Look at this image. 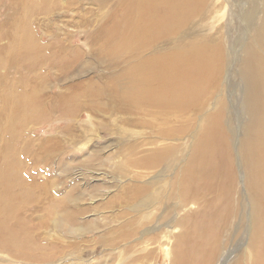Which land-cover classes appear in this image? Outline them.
Instances as JSON below:
<instances>
[{"label":"bare ground","instance_id":"bare-ground-1","mask_svg":"<svg viewBox=\"0 0 264 264\" xmlns=\"http://www.w3.org/2000/svg\"><path fill=\"white\" fill-rule=\"evenodd\" d=\"M62 1L83 12L80 0ZM110 1L91 2L104 8ZM116 1L102 25L83 33L86 49L66 54L67 44L53 34L42 45L29 20L20 25L19 14L0 24V132L10 117L6 68L39 59L59 69L55 81L67 86L42 99L46 86L22 96L17 110L26 112L20 113V124H43L51 117L45 114L48 103L53 117L70 121L62 138L43 140L45 158L39 161L46 160L43 165L51 170L62 164L61 173L78 168L130 178L111 202L81 205L76 180L71 201L65 196L55 202L49 182L26 178L19 158H6L0 149V255L48 264L71 251L72 264H151L156 249L170 264H264V7L248 43L241 34L230 38L228 29H191L194 20L208 18V0ZM20 2L29 14L51 11L53 2L60 7L58 0ZM258 15L251 0L240 31L253 30ZM76 24L93 25L83 16ZM5 25L12 29L5 32ZM62 39L70 45L72 34ZM90 68L97 75L72 76L87 75ZM232 110L238 118L247 116L240 176L232 158ZM83 112L89 119L80 130L75 122ZM99 132H108L119 145L110 156L104 158L96 147L75 165L66 163L65 141L73 149ZM34 215L41 219L35 226ZM46 232L54 239L50 247L40 242L49 239Z\"/></svg>","mask_w":264,"mask_h":264},{"label":"rangeland","instance_id":"rangeland-1","mask_svg":"<svg viewBox=\"0 0 264 264\" xmlns=\"http://www.w3.org/2000/svg\"><path fill=\"white\" fill-rule=\"evenodd\" d=\"M58 1L60 7L57 6L55 2H53V4H51L50 6L51 11L49 9L44 12L39 10L37 12H32L31 14H29L23 11L20 0H17V2L16 0H3L2 3L0 2V24H2L5 19L9 21L10 18L12 23L15 15L19 14L18 16H20V25L23 23V21L26 23V20H29L28 24H26L30 26V29L32 30V32L35 33L36 37L42 40V45L50 41L51 38L47 36L48 33L50 35L53 34V36L57 37L58 40H60L62 43L67 44L68 48L66 47L67 49H65L67 50L65 52L66 54L68 50L72 48L86 49L87 45L85 46V39L83 37V33H87L93 28H97L98 26L102 25L103 21L107 18V13L115 9L117 6L116 0H111L110 2L106 3V5L103 6L104 8H98L96 4L91 2L92 0H80L83 6L82 12V10H77L76 7H72L74 10L68 8L70 7L69 3L68 5H65L64 1ZM240 2H242L243 5ZM256 2L259 15L257 22L255 20V22L253 23V26H255L253 30H248L247 32L240 31L241 26L244 23L246 10L249 5H251V0H208V18L203 20H194L191 25V29L195 32L202 31L206 33H215L219 30L228 29V31L230 32V38L241 34L244 35V37L246 38L245 41L250 43L253 40L255 33L257 32V28L263 18L264 0H256ZM89 10L92 11V13L88 14L87 11ZM84 12H87V15ZM79 16H83V18L91 21L93 25H77L76 22L79 21ZM11 29L12 28L9 25H5V32ZM64 33L72 34V40H70V45L68 44L69 41L62 39ZM41 53L43 54V50H41ZM68 57L70 58V56ZM6 69L7 78L5 80V89L11 97L10 103L6 105V110L9 113L10 117H7V126H5L4 124L3 133L0 132V149H3V151L7 152L6 158H19L21 163V172L26 178H30L32 181L38 184L49 182L52 189L51 194L54 197L55 202H61L60 200H63L65 196H67V199L70 200V187L72 185V181L74 180H76V183L78 184V189L82 191L83 198L81 201V205L85 207L103 204L108 201L111 202L113 199L119 197L118 193L121 189L120 186L129 182L130 178H113L104 171H98L95 174H90L78 168L67 173H61L59 169L62 164L54 165V168L51 170V165H43L46 160L39 161V158H45V156L41 155L40 152V148H43L44 146V144H42L43 140L50 138L56 140V137L62 138L64 135L63 129L66 126H70V121H66L58 117L52 116L49 103L48 110H46L45 112V114H50L51 116L48 118V120H46L48 122L45 121L43 124L33 127L20 124V113L24 114L26 112L23 110H17V106L19 105L22 96L26 95V93H29L33 90L41 91L43 90V87L46 86V91L40 92L39 94L40 98L42 99L46 97V93L50 95L52 92H55L56 94V91H62L61 89L67 86L64 85V87H60L63 82L55 81L56 75H59L60 70H57L56 68H50L48 66L46 67V64L39 59L34 60V62H19L16 66H8ZM89 71L90 73H87V75L81 74L78 78L75 77V74H73L72 76L74 77V79H84L85 77H92L97 75L96 72L93 71V68H90ZM224 80L226 81L225 77ZM50 103L52 102L50 101ZM240 116L241 117L239 118L237 117L235 110H232L230 113V117L232 118L233 122L231 128L233 129L234 134L232 140V158H235L236 160V167H238L236 168V171L239 176L241 175L240 173H242V170L241 167H239L237 161H239L238 158H241V155L239 154L241 148L240 144L244 136L245 125L247 122L246 115ZM77 119L78 120L75 123L76 126L80 128V130H82V128L87 127L86 122L89 119L87 112H83ZM95 121H97V119H95ZM132 131L137 132L139 130L133 128ZM147 131L148 130H146L145 132ZM92 134L93 135L89 136L90 140H88L87 145H80L73 149H70V144L65 141L64 147L66 149V157L63 158H66L65 161L67 164L72 163L73 165H75L82 158L83 154L88 152L87 150H95L96 147L102 148V151H100V155L105 158L108 155L110 156L111 153L115 151L116 148L119 146L116 141H113V136L108 132H99ZM25 143H27L28 149L24 152L23 146ZM107 144L111 145L108 148H105V145ZM241 184L242 182L240 179V185ZM96 186H99L98 191L90 192L92 188ZM30 208L32 207H29V210H31L32 212L33 209ZM90 214H87V216L85 215V218L91 219ZM34 216L31 221L35 226L38 224L36 220L41 219H38L36 215ZM38 216L42 215L39 214ZM20 218L23 219L22 214H20ZM26 218L27 215L24 216V219ZM30 229L32 230V225H30ZM43 232L44 229L40 228L39 233ZM46 234L48 235V232H46ZM48 238V240L45 239V241H40L43 247H50L48 243L54 240L53 237H50V235H48ZM72 240H77V242H80V240L83 241L82 239H80L79 241L78 239ZM51 244L53 245V243ZM86 244L89 246V248H92V246L94 245L90 241L86 242ZM53 248L52 251L54 250ZM58 248L59 246L57 247V250L60 253L62 250L60 251ZM100 249L101 248H99V251ZM48 250L50 251L51 249L49 248ZM157 251L158 250L156 249L154 250L153 256L150 259V263L170 264V258L165 260L163 251H160L159 253ZM46 253H48V251ZM59 253L56 254V251H54L53 255L56 257L59 256ZM48 257L50 260V256ZM247 257L249 260L250 257ZM73 258L74 254L70 251L59 256L57 259H51L50 263L48 262V264H61V262H64V264H72L74 261ZM92 258L95 259L96 256H92ZM0 259H3V261H0V264H27L23 260H20L21 258L17 259L12 256H9L8 254H4V256L0 255ZM66 259L68 260L67 262H65Z\"/></svg>","mask_w":264,"mask_h":264}]
</instances>
